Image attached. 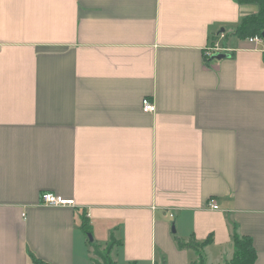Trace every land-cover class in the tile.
I'll list each match as a JSON object with an SVG mask.
<instances>
[{"label":"crops","instance_id":"crops-1","mask_svg":"<svg viewBox=\"0 0 264 264\" xmlns=\"http://www.w3.org/2000/svg\"><path fill=\"white\" fill-rule=\"evenodd\" d=\"M257 12L0 0V264H94L111 236L116 264H196L177 246L192 240L226 264L234 229L264 264V44L232 35ZM216 45L228 57L210 61Z\"/></svg>","mask_w":264,"mask_h":264},{"label":"trees","instance_id":"trees-1","mask_svg":"<svg viewBox=\"0 0 264 264\" xmlns=\"http://www.w3.org/2000/svg\"><path fill=\"white\" fill-rule=\"evenodd\" d=\"M241 4H254L258 7V12L256 14L248 15L241 19L239 24L234 29L232 35L239 40H247L253 37H259L264 44V0H239ZM227 55V54H226ZM210 58V57H209ZM81 229L85 234L90 233V227L86 219H81ZM209 240L201 244H197L193 240L188 243L177 241V246L180 249H195L198 254V262L196 264H202L203 248L209 244ZM232 243L234 248V254L232 259L226 264H255L257 255L253 247L252 239L246 236H240L234 229L232 234ZM121 245L118 241L114 239L113 236L110 237L108 243L101 247L97 244H90L92 247V254L95 257L94 264H116L111 257V252L114 247ZM31 264H47L43 261L36 259L34 256H30ZM134 264V263H129Z\"/></svg>","mask_w":264,"mask_h":264},{"label":"built area","instance_id":"built-area-1","mask_svg":"<svg viewBox=\"0 0 264 264\" xmlns=\"http://www.w3.org/2000/svg\"><path fill=\"white\" fill-rule=\"evenodd\" d=\"M248 42L252 44H259L262 42V40L259 37H253V38H249ZM218 53L224 54L227 52H225L222 48L216 45V46L209 47L207 49L206 54L208 57H211L212 55L218 54ZM142 110L148 113H155L156 107L152 101H149L148 99H144L142 101ZM41 205L46 206V207H62V206L72 207L75 205V203L73 200H65L51 193H43L41 195ZM210 207L214 210H217V206L215 205L213 201H210Z\"/></svg>","mask_w":264,"mask_h":264},{"label":"water","instance_id":"water-1","mask_svg":"<svg viewBox=\"0 0 264 264\" xmlns=\"http://www.w3.org/2000/svg\"><path fill=\"white\" fill-rule=\"evenodd\" d=\"M263 37H264V34H263ZM228 56L226 54H222V53H218V54H214L210 57V61L211 60H221V59H224V58H227ZM172 231L174 232V228L172 229ZM88 236V239L90 242L93 241L92 237L90 234L87 235Z\"/></svg>","mask_w":264,"mask_h":264}]
</instances>
